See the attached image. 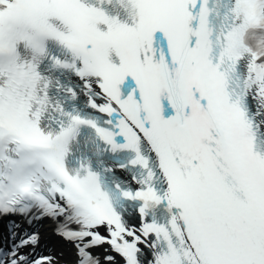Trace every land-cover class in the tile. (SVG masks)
I'll use <instances>...</instances> for the list:
<instances>
[{"label":"snow or ice","instance_id":"snow-or-ice-1","mask_svg":"<svg viewBox=\"0 0 264 264\" xmlns=\"http://www.w3.org/2000/svg\"><path fill=\"white\" fill-rule=\"evenodd\" d=\"M0 220V264H264V0H0Z\"/></svg>","mask_w":264,"mask_h":264},{"label":"bare ground","instance_id":"bare-ground-1","mask_svg":"<svg viewBox=\"0 0 264 264\" xmlns=\"http://www.w3.org/2000/svg\"><path fill=\"white\" fill-rule=\"evenodd\" d=\"M54 247H56V245H51V246H50V248H54Z\"/></svg>","mask_w":264,"mask_h":264}]
</instances>
